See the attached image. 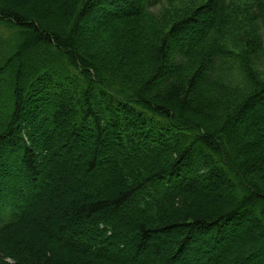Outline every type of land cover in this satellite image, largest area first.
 Returning <instances> with one entry per match:
<instances>
[{
  "label": "trees",
  "instance_id": "1",
  "mask_svg": "<svg viewBox=\"0 0 264 264\" xmlns=\"http://www.w3.org/2000/svg\"><path fill=\"white\" fill-rule=\"evenodd\" d=\"M0 264H264V0H0Z\"/></svg>",
  "mask_w": 264,
  "mask_h": 264
},
{
  "label": "rangeland",
  "instance_id": "2",
  "mask_svg": "<svg viewBox=\"0 0 264 264\" xmlns=\"http://www.w3.org/2000/svg\"><path fill=\"white\" fill-rule=\"evenodd\" d=\"M51 223H52V222H49V224H51ZM53 223H54L55 227H57V226H56V223H55V222H53ZM153 245H155V243H154ZM153 261H154V259H153Z\"/></svg>",
  "mask_w": 264,
  "mask_h": 264
}]
</instances>
